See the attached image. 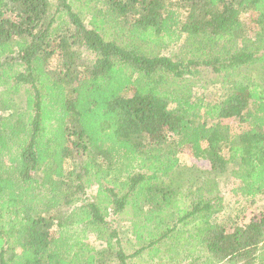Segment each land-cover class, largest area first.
<instances>
[{
    "label": "trees",
    "instance_id": "obj_1",
    "mask_svg": "<svg viewBox=\"0 0 264 264\" xmlns=\"http://www.w3.org/2000/svg\"><path fill=\"white\" fill-rule=\"evenodd\" d=\"M203 72L214 95L193 93ZM185 147L209 162L189 188ZM202 172L264 195V0H0V264H130L173 211L207 263L264 264V211L227 225L212 198L183 204ZM129 211L131 254L114 228Z\"/></svg>",
    "mask_w": 264,
    "mask_h": 264
},
{
    "label": "rangeland",
    "instance_id": "obj_2",
    "mask_svg": "<svg viewBox=\"0 0 264 264\" xmlns=\"http://www.w3.org/2000/svg\"><path fill=\"white\" fill-rule=\"evenodd\" d=\"M53 1L54 0H52V2ZM251 15V12L247 13L245 15L246 20L251 26H255L251 22ZM110 31L111 32L109 34L111 37H115L120 42L131 44L129 42L130 40H127L128 37L123 33L118 35L112 30ZM138 42L142 47V50L148 52H161L167 55H174L180 50L179 44L162 49L160 47H155L152 44L142 43L140 41ZM201 76V79H192V82L197 85H192L193 93H207L208 96L210 94L214 95L215 89L213 88L211 79L213 78V81L218 83V76L211 72H203ZM190 81L191 80L186 81L188 85L190 84ZM202 81L209 87L202 86ZM19 93L23 99H25L24 89H20ZM233 125L234 124L232 123V126ZM232 128V130L236 131L241 129L237 124ZM178 156L180 159V168L187 170L182 174V177L184 178L185 185L187 188H189V177L201 174L203 169H209V162L208 160H197L188 147L183 148L179 152ZM206 174L207 173L202 172L203 179L199 180V182H195L194 186L189 189L190 192L188 191L189 194L187 198L183 199V204H190L192 201L198 199V196H201L204 200L212 198V201L214 200L213 204H215L213 211H216L213 213L212 220L227 221V225H230V223L232 224V218L238 215V211L241 209H243V211L240 212L242 214L241 217H244L245 219H251L259 211H264V195L255 198V203L252 204L251 202L246 201L241 190H239L237 193L234 192V189L239 186V180L234 173H229L227 176L217 177L210 180L205 179L207 178ZM198 188L200 190H197ZM96 192L97 186L92 185L91 189L89 190V195L93 196L96 194ZM173 212L175 214L167 215V219L163 221L160 229L166 230L167 225H169L171 228L175 227L176 229L174 231L172 230L170 235L165 237L160 245L159 243L156 244L159 245L157 254L154 253L155 251L145 250L139 255L134 256L132 259H128L130 264H209L207 262L211 259L207 256V253L203 252L201 245H199L194 238V232L196 231V228L194 227L195 222H185V224L183 222L176 223L178 220L177 213L175 211ZM133 217V213L129 211L128 214L118 215L117 220L115 219L114 222V228L117 230V237L121 239V246L127 254L133 253L140 247L141 244L144 243V241H140L136 238V234L133 231L131 223V218ZM241 219L243 221V218ZM150 229L153 231H159L156 228L155 222L151 223L149 230ZM144 231L146 230L143 229V232ZM99 234V230L95 228L94 230L90 231L87 239L90 247L95 251L101 250L104 246V240L99 236ZM112 241H115V238L112 239ZM117 247L118 246H116V248ZM153 253L155 256H153ZM216 264L224 263L220 262Z\"/></svg>",
    "mask_w": 264,
    "mask_h": 264
}]
</instances>
